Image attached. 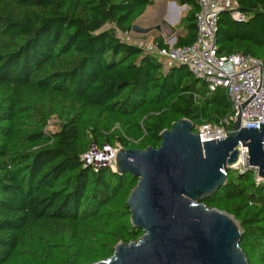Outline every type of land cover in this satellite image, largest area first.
I'll list each match as a JSON object with an SVG mask.
<instances>
[{
    "label": "trees",
    "instance_id": "1",
    "mask_svg": "<svg viewBox=\"0 0 264 264\" xmlns=\"http://www.w3.org/2000/svg\"><path fill=\"white\" fill-rule=\"evenodd\" d=\"M172 1L189 7L175 46L192 45L199 5ZM235 1L248 19L219 15L218 52L252 55L264 73V0ZM153 4L0 0V264H91L138 240L127 200L139 178L96 171L83 155L93 144L158 148L175 121L214 124L232 112L224 88L209 91L188 66L165 69L158 54L117 35ZM227 177L204 203L235 217L249 263L264 264V179L253 170Z\"/></svg>",
    "mask_w": 264,
    "mask_h": 264
},
{
    "label": "water",
    "instance_id": "2",
    "mask_svg": "<svg viewBox=\"0 0 264 264\" xmlns=\"http://www.w3.org/2000/svg\"><path fill=\"white\" fill-rule=\"evenodd\" d=\"M132 30L150 28L134 23ZM160 136L158 148L119 147L116 155L115 171L139 178L127 204L142 236L91 264H250L239 222L204 200L226 184L225 171H238L239 142L248 148V170L256 167L264 178V121L247 128L239 117L226 138L202 143L193 122L182 118Z\"/></svg>",
    "mask_w": 264,
    "mask_h": 264
},
{
    "label": "built area",
    "instance_id": "3",
    "mask_svg": "<svg viewBox=\"0 0 264 264\" xmlns=\"http://www.w3.org/2000/svg\"><path fill=\"white\" fill-rule=\"evenodd\" d=\"M196 2L200 9L197 13V38L192 45L162 47L158 41L147 44L131 43L165 58L167 67L180 64L188 66L196 78L206 82L209 91H214L217 87L226 90L232 104V112L219 123L202 122L194 126V131L201 135L202 143L226 138L239 117L242 127L260 128V122L264 121L263 62L252 55L220 54L216 40L217 22L223 11H229L231 16L239 21L247 20L248 14L239 8L235 0H196ZM131 31L123 32L128 40L131 38L129 35ZM238 147L239 160L234 166L240 173H244L249 168L248 148L242 146L241 142ZM116 148L105 144L99 149L93 144L83 155V159L86 165H93L96 171L101 165L116 170L118 150ZM99 154L105 155L97 159ZM252 170L255 172L257 182L264 179L259 176L258 168L253 167Z\"/></svg>",
    "mask_w": 264,
    "mask_h": 264
},
{
    "label": "rangeland",
    "instance_id": "4",
    "mask_svg": "<svg viewBox=\"0 0 264 264\" xmlns=\"http://www.w3.org/2000/svg\"><path fill=\"white\" fill-rule=\"evenodd\" d=\"M171 2V3H170ZM172 0H156V5L154 7V12H152V15L150 16V20H148L147 22H144V20H142V25L143 27L146 28H150V31L147 33H140V32H135V31H131L130 32V40L127 39V35H125V33L117 30L116 33L117 35L124 41H128V42H135L137 44L140 43H151V42H156L158 37H162L165 41V43H167L168 45H174L176 43V33H177V29H178V23L175 24H171L169 19H168V13L170 10L175 9V5L172 4ZM170 3V5H169ZM183 7V9L181 10V16L183 17L188 8H186V5H180ZM165 7L164 12L163 8ZM145 24V25H144ZM147 24V26H146ZM109 25H106V28H109ZM173 28L175 30H173ZM136 44V45H137ZM161 62L164 65V68L167 69L168 67L166 66V59L165 58H160ZM204 82V80L201 79L200 84H202ZM59 126H58V119L57 118H52L49 122V126L48 129L50 131H56L58 130ZM120 147V145H117L118 149Z\"/></svg>",
    "mask_w": 264,
    "mask_h": 264
},
{
    "label": "crops",
    "instance_id": "5",
    "mask_svg": "<svg viewBox=\"0 0 264 264\" xmlns=\"http://www.w3.org/2000/svg\"><path fill=\"white\" fill-rule=\"evenodd\" d=\"M170 3H169V5H170ZM155 5H156V0H154V4L153 5H150V6L147 7L145 13L141 17H139L136 20L135 23L138 24V25H142L143 24L142 23V20H144V22H147L148 20H150L149 18L152 15V12H154ZM175 6H176L175 9L170 10L169 13H168V19H169V21L170 20H174V21L176 20L175 22L170 21L171 24L172 23L173 24L178 23L179 20L182 17L181 16V10L183 9V7L180 6V5H178L177 3L175 4ZM185 7L189 9L188 5H186ZM164 10H165V7L163 8V11H161V12H164ZM174 13L177 14V16H179V18L177 17L176 19H172L170 16L173 15ZM146 26H147V24H146Z\"/></svg>",
    "mask_w": 264,
    "mask_h": 264
},
{
    "label": "bare ground",
    "instance_id": "6",
    "mask_svg": "<svg viewBox=\"0 0 264 264\" xmlns=\"http://www.w3.org/2000/svg\"><path fill=\"white\" fill-rule=\"evenodd\" d=\"M170 17H171L172 19H176L177 17L179 18V16H177V14H175V13H174L173 15H171ZM104 155H105V154H101V155L99 154V155H97V159H99L100 157H102V156H104Z\"/></svg>",
    "mask_w": 264,
    "mask_h": 264
}]
</instances>
